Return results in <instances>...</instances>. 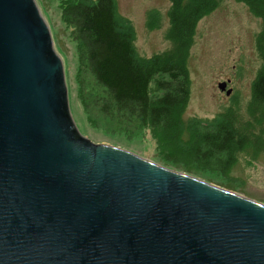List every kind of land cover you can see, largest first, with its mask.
Returning a JSON list of instances; mask_svg holds the SVG:
<instances>
[{"label": "water", "instance_id": "obj_1", "mask_svg": "<svg viewBox=\"0 0 264 264\" xmlns=\"http://www.w3.org/2000/svg\"><path fill=\"white\" fill-rule=\"evenodd\" d=\"M0 264H264V204L84 136L36 0H0Z\"/></svg>", "mask_w": 264, "mask_h": 264}, {"label": "rangeland", "instance_id": "obj_2", "mask_svg": "<svg viewBox=\"0 0 264 264\" xmlns=\"http://www.w3.org/2000/svg\"><path fill=\"white\" fill-rule=\"evenodd\" d=\"M36 2L50 27L54 47L63 60L70 111L84 136L93 142L122 147L160 165L210 180L264 204V104L253 100L252 95V83L262 66L256 48L262 20L243 1L211 0V5L203 10L196 22L184 55L189 98L182 119L226 114L237 132L235 140H242L244 136L242 149L235 144L229 155L231 159L222 155L218 160H203L193 155V147L201 144V138L193 139L190 144L184 142L181 148L176 140L161 138L160 141L147 127L137 132L134 124L91 125L79 97L75 42L61 20L59 0ZM116 3L118 11L134 26V44L141 56L151 57L167 50L175 51L172 59L180 56L179 49L183 47L180 40L173 39L176 50L168 37L170 0H116ZM228 78L231 79L230 95L217 88L218 82ZM163 134L160 130V135Z\"/></svg>", "mask_w": 264, "mask_h": 264}, {"label": "trees", "instance_id": "obj_3", "mask_svg": "<svg viewBox=\"0 0 264 264\" xmlns=\"http://www.w3.org/2000/svg\"><path fill=\"white\" fill-rule=\"evenodd\" d=\"M241 1L262 20L261 31L256 37L262 66L252 83L253 100L262 105L264 0ZM170 2L171 30L168 37L176 50L173 39L180 40L183 45L177 59H172L175 51L171 50L151 57L141 56L134 44V26L118 11L116 0H59L61 20L75 42L78 58L76 79L81 103L89 123L95 127L112 125L110 123L116 126L134 124L137 132L147 127L160 141L176 140L181 148L184 142L190 144L193 139L201 138V144L193 147L196 158L218 160L222 155L229 157L235 144L243 148L244 136L242 140H235L237 132L228 115L182 119L189 98L184 61L187 45L197 20L211 5V0Z\"/></svg>", "mask_w": 264, "mask_h": 264}, {"label": "flooded vegetation", "instance_id": "obj_4", "mask_svg": "<svg viewBox=\"0 0 264 264\" xmlns=\"http://www.w3.org/2000/svg\"><path fill=\"white\" fill-rule=\"evenodd\" d=\"M228 79H229V80H230V82H231V79H230V78H228ZM228 79H227V80H228ZM230 82H228V84H227V87H229V84H230Z\"/></svg>", "mask_w": 264, "mask_h": 264}]
</instances>
